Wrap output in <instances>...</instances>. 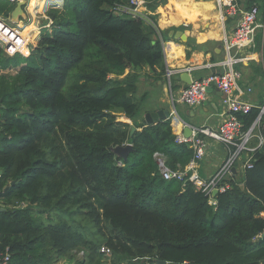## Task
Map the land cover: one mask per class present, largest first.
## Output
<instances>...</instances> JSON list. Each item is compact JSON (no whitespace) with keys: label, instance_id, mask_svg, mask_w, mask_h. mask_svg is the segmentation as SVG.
Instances as JSON below:
<instances>
[{"label":"trees","instance_id":"obj_1","mask_svg":"<svg viewBox=\"0 0 264 264\" xmlns=\"http://www.w3.org/2000/svg\"><path fill=\"white\" fill-rule=\"evenodd\" d=\"M127 2L65 0L28 56L0 47V71L17 68L0 73V251L8 249V264H100L102 246L110 264H264V145L243 179L215 195V210L189 181L162 178L155 152L174 169L193 148L174 141L168 119L139 120L136 82L163 64L165 31L114 13ZM11 10L0 5L2 15ZM258 112L241 116L244 128ZM126 142L124 160L113 148ZM75 212L94 237L72 223Z\"/></svg>","mask_w":264,"mask_h":264},{"label":"built area","instance_id":"obj_2","mask_svg":"<svg viewBox=\"0 0 264 264\" xmlns=\"http://www.w3.org/2000/svg\"><path fill=\"white\" fill-rule=\"evenodd\" d=\"M8 3H16L18 1H24V12L26 13V19H21L17 22H13L10 19V13L7 16L0 17V47L4 52L13 56L16 53L24 55L22 47H26L28 53L32 50L34 41L38 40L40 36V30L50 25L48 23L39 24L38 33L33 40L24 41L23 34L20 31L24 30L19 26V23L23 26L28 25L30 22V13L28 9L32 6L34 17L38 18V15L48 19L46 12L51 9H59L63 6L65 0H3ZM38 2H45V10L39 11ZM219 4L231 5L230 0H219ZM221 8V6H220ZM115 14H126L128 16L140 17L147 23L154 24L149 15L152 14L147 8L146 0H128L125 5L117 4L113 7ZM259 7L257 3H252L248 9H246L235 26L233 33L230 37L223 38V46L227 52V58L217 63V67L223 68L216 70L206 77L201 79L192 80L187 87L181 90L180 101L190 107L200 106L207 99L208 92L207 87L212 84L220 91V106L223 109L221 113V119L217 125L213 128L207 126H201L197 128L190 127V135L185 136L180 130L174 134V141L176 143H187L193 148V156L184 166H177L172 169L166 165L165 157L155 152L153 154L159 172L165 180H176L179 182L189 181L195 190L204 193L207 197V203L215 210L217 207V200L215 195L225 192L230 187V180L234 175L239 174L235 179H243V174L246 169H249L253 165L254 153L260 150L264 145V136L262 134V127L264 126V102L251 101L248 96L253 92L250 85L241 84V72L235 67V65L243 59H252V51H254L255 45V31L258 27L262 28V45L264 44V23L258 24ZM20 31H19V30ZM35 42V44H36ZM162 49L163 40H161ZM231 50L235 51V54L231 55ZM242 51H247L246 54H239ZM168 85L169 73L167 74ZM258 108L259 112L253 122L244 128V124L241 116L246 115L252 108ZM168 120L170 125L178 123L179 118L174 114H170ZM184 124H182V127ZM213 140L224 146L226 156L215 168L213 174L209 177H202L197 172L198 163L201 161L206 153L208 141ZM120 164V162H119ZM233 169L236 171L233 172ZM235 173V174H234ZM213 191L216 193L213 195ZM24 204H21V206ZM100 252L110 254L111 251L107 247H102ZM10 253L8 249L0 251V264H8L10 261ZM156 264V263H155Z\"/></svg>","mask_w":264,"mask_h":264},{"label":"crops","instance_id":"obj_3","mask_svg":"<svg viewBox=\"0 0 264 264\" xmlns=\"http://www.w3.org/2000/svg\"><path fill=\"white\" fill-rule=\"evenodd\" d=\"M218 1L165 0L163 4L157 6L156 10L152 12V14L156 15L157 27L165 31L163 36L164 50H162L164 59L163 64L156 66L153 70L146 67L143 70L145 71L144 74L137 79L135 97L140 102L142 100L140 118L146 112L168 109L169 113L178 116L180 121L174 123V125H170L173 134L183 129L182 121L188 123L193 128L201 126L213 128L217 125L221 119V113H223V109L220 106V96L217 95V91L210 92L206 101L200 106H187L180 101V94L184 85V82L180 79L183 77L181 73L188 72L192 76V79L196 80L206 77L214 70H221L216 65L227 58V52L223 46V38L232 35L242 13L252 3H257L259 7L258 24L264 23V0H230L231 5H226L227 2L220 5ZM196 10L199 12L196 13ZM221 15V18H223L221 22V36L218 34V31L211 34L204 32L202 29H199L201 32L196 31L199 27L197 24L205 21L209 23L214 22ZM32 18L34 22L37 21L34 16ZM172 27L182 28L174 30L171 29ZM170 30H182L187 36L195 37L197 41L194 44H190L174 37H168ZM261 33L262 28L258 27L255 31L254 40L256 47L252 51V59H243L235 65L242 76L239 82L250 85L253 89L248 98L251 101L259 102H262L261 100L264 96V70L260 63L264 57V44L261 48ZM203 35H208V38L198 40ZM195 44L203 46L201 48H194L193 45ZM219 44H222V49L218 48ZM246 53L247 51H242L237 55ZM230 54H235V51L231 50ZM168 73L170 88L167 78ZM146 91L150 92L149 95ZM225 156L224 146L213 140H209L205 156L198 163L197 172L202 177H209L214 173L215 168ZM237 176L238 178L240 177L239 174L234 175L235 178Z\"/></svg>","mask_w":264,"mask_h":264},{"label":"rangeland","instance_id":"obj_4","mask_svg":"<svg viewBox=\"0 0 264 264\" xmlns=\"http://www.w3.org/2000/svg\"><path fill=\"white\" fill-rule=\"evenodd\" d=\"M3 4H7L10 8H13L14 7V5H15V3H8V2H5V1H3V0H0V5H3ZM43 9H45V3L42 5V10ZM50 11H52V10H49L48 12H46L45 14H46V16L48 17V19H45V18H43V17H41V15H38L37 17L38 18H36V17H34L37 21L36 22H34V19L32 18L33 17V15H31L30 14V22L28 23V25H25V26H23L22 24H20L19 23V26L20 27H22L24 30H22V31H20L19 29V31H20V33H22L23 34V37H24V41H30V40H32L33 39V37L36 35V33L38 32V27H37V25L39 24V22H41V24L40 25H42V24H45V25H47L46 23H48L49 22V20H50V25H47V27H45V28H42L41 30H40V35L42 34V33H44V32H46V31H50L51 30V28H52V25H53V19L50 17V15H49V13H50ZM3 16H5V15H2V14H0V17H3ZM222 19L223 18H221V16H220V18L219 19H217L216 21H214V22H211V23H209L208 21H205V22H201V23H199V24H197L199 27L196 29V31H198V32H201L199 29H202L204 32H206V33H213V32H215V31H218V34H220V36H221V22H222ZM33 23V24H32ZM32 27H34V28H32ZM36 28V31H35V33L32 35V36H30V33H29V31H32L33 29H35ZM30 36V37H29ZM35 42H36V40L34 41V43H33V45H36L35 44ZM261 45H262V42H261ZM261 45H260V47H261ZM22 51H24V56H28L30 53H28V54H26L27 52H28V50H27V48L26 47H22ZM31 52V51H30ZM262 61V62H261ZM261 61H260V63H261V66H262V69L264 70V57H263V59H261ZM15 69H17V68H15ZM15 69H10V70H2V71H0V73H5V72H9V73H11L12 75L13 74H15ZM145 69V68H144ZM143 69V70H144ZM141 71L140 72V77L144 74V72L145 71ZM74 79V76H71L70 78H69V81L71 82L72 80ZM139 86V85H138ZM141 89V88H140ZM144 89V88H143ZM147 93H148V95H149V91H146ZM147 95V96H148ZM135 98H137V97H135ZM142 98V97H141ZM143 99V98H142ZM138 100V99H137ZM141 100V99H140ZM262 103L264 102V96L262 97ZM141 102H142V100H141ZM140 106H141V104H140ZM141 110H142V107L140 108V110H139V112H141ZM141 114V113H140ZM114 115H115V117H116V119L118 120V121H124V122H126V123H129V124H131L132 123V121H130V119L129 120H125V119H123V118H125L124 117V114L122 113V112H119V111H116V112H114ZM144 117V116H143ZM143 117L142 118H139V120L142 122V120H143ZM67 217H68V215H66ZM66 217V218H67ZM73 220H72V223L75 225V226H77V227H79L80 229H82V230H85L86 232H87V234H88V236L89 237H94V234H93V226L91 225V223L89 222V221H87L83 216H81V214L80 213H78V212H75L74 214H73ZM67 219H69V217L67 218ZM103 247V246H102ZM101 247V248H102ZM101 248H100V250H101ZM102 253V252H101ZM76 255H75V257L76 258H80L81 257V252L80 251H78V252H76L75 253ZM112 262V257H111V254H106L105 255V253H103V257H102V259H101V262H100V264H110ZM139 261H137L136 259H131V260H129L128 258H123V259H121V261H120V263L121 264H141V263H143V262H141L140 261V263H138ZM55 264H68V262L67 261H59V262H56Z\"/></svg>","mask_w":264,"mask_h":264},{"label":"water","instance_id":"obj_5","mask_svg":"<svg viewBox=\"0 0 264 264\" xmlns=\"http://www.w3.org/2000/svg\"><path fill=\"white\" fill-rule=\"evenodd\" d=\"M23 6H24V1H18L15 3L14 7L12 8V10L10 11V19L11 21L13 22H17L21 19H26L27 15L26 13L24 12V9H23ZM170 33H168V37H174L175 39H179L180 41L182 42H186V43H190V44H194L196 43V38L195 37H189L187 36V34L182 31V30H170L169 31ZM32 46V49H34L36 47V45H31ZM218 48L219 49H222V44H219L218 45ZM224 69L221 68V72L223 71ZM216 71V70H214ZM213 71V72H214ZM181 74H183V77H181L180 79L184 82V85H183V88L187 87L188 84L193 80L192 79V76L188 74V72H182ZM213 91H217V95H221L220 91H218V89L216 87H213L212 84L209 85L207 87V92L210 93V92H213ZM170 116V113L168 111V109H158L156 111H153V112H146L144 114V117H143V120H142V123H144L145 125H153V124H156L160 121H164V120H167ZM182 123L184 124V127L182 129V133L183 135L185 136H189L190 135V127L191 125H189L188 123H185L182 121ZM135 130V127L134 126H131L130 127V135H132V133L134 132ZM132 149V144L129 143V142H126L124 143L123 145L121 146H116L113 148V152L120 158L122 159H126L127 156H128V153L129 151ZM233 172H235V169H233ZM243 187V185H241ZM216 193V191H213V195ZM1 211H4L5 208L4 207H1L0 208ZM158 264H164V262L162 261H157Z\"/></svg>","mask_w":264,"mask_h":264},{"label":"bare ground","instance_id":"obj_6","mask_svg":"<svg viewBox=\"0 0 264 264\" xmlns=\"http://www.w3.org/2000/svg\"><path fill=\"white\" fill-rule=\"evenodd\" d=\"M45 2H38V3H36V5H38L39 6V11H44L45 9H43L42 10V5L44 4ZM32 6L28 9V11H31V12H29L31 15H32V13L34 14V12H33V10H32ZM199 11L198 10H196V13H198ZM221 17H222V15H221ZM222 26H223V24H222ZM211 37H213V36H211ZM208 38V35H203L202 37H200V38H198V40H205V39H207Z\"/></svg>","mask_w":264,"mask_h":264}]
</instances>
